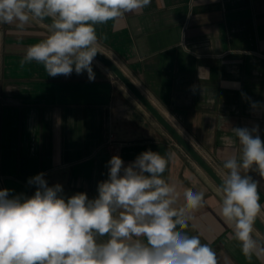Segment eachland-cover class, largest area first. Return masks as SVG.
<instances>
[{"label": "crops", "instance_id": "0c3cea01", "mask_svg": "<svg viewBox=\"0 0 264 264\" xmlns=\"http://www.w3.org/2000/svg\"><path fill=\"white\" fill-rule=\"evenodd\" d=\"M96 31L107 37L102 51L222 176L224 160L241 156L238 142L222 141L236 139L232 128L258 125L264 140V0H151ZM46 35L38 22L22 31L0 24V190L31 196L27 181L43 172L66 197L92 199L113 155L127 166L149 149L174 152L163 177L176 186V206L186 188L205 193L182 230L209 244L218 264H264L243 254L218 215L219 185L104 63L96 58L94 81L87 73L49 77L35 61L20 66L27 47ZM241 172L259 181L264 205V178ZM258 216L264 221V211ZM253 237L264 239L255 224Z\"/></svg>", "mask_w": 264, "mask_h": 264}, {"label": "clouds", "instance_id": "9594fccd", "mask_svg": "<svg viewBox=\"0 0 264 264\" xmlns=\"http://www.w3.org/2000/svg\"><path fill=\"white\" fill-rule=\"evenodd\" d=\"M151 0H0V24L24 30L41 23L46 37L29 45L20 66L42 64L47 76L87 73L102 50L96 26L140 12ZM49 18L50 22H45ZM197 91V86H192ZM255 106V105H253ZM236 139L222 137L241 156L224 160L218 215L233 230L243 254L264 257V239L253 237L254 221L264 211L259 181L264 178V140L259 126L232 128ZM175 156L151 149L125 166L119 155L107 162L108 178L98 183V195L84 192L66 197L59 183L49 186L45 173L28 179L31 196L0 190V264H218L216 252L199 235L182 229L190 210L204 206L205 193L186 188L184 204L177 207L176 186L163 177ZM107 237V239H101Z\"/></svg>", "mask_w": 264, "mask_h": 264}, {"label": "water", "instance_id": "95a60500", "mask_svg": "<svg viewBox=\"0 0 264 264\" xmlns=\"http://www.w3.org/2000/svg\"><path fill=\"white\" fill-rule=\"evenodd\" d=\"M45 22H50L45 18ZM114 75L134 94L144 107L164 126V128L177 140V142L192 156L208 175L220 186L223 176L210 164V162L197 150V148L184 136L178 128L158 109V107L140 90L122 68L102 50L97 55ZM254 224L264 234V221L258 216Z\"/></svg>", "mask_w": 264, "mask_h": 264}]
</instances>
